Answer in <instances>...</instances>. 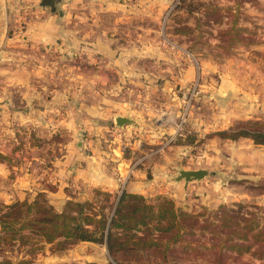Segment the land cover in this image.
Segmentation results:
<instances>
[{"label":"rangeland","instance_id":"374dc122","mask_svg":"<svg viewBox=\"0 0 264 264\" xmlns=\"http://www.w3.org/2000/svg\"><path fill=\"white\" fill-rule=\"evenodd\" d=\"M101 4L117 10L118 30L111 35L113 40L126 51L135 49L137 55L128 62L138 74L137 79L121 82L120 87L137 113L124 116L135 122L123 127L116 126L114 118L110 122V133L118 139L109 144V149L122 152L120 163H108L117 186H97L83 197L77 196V186H69L70 197L58 202L42 191L54 188L51 161L71 139H67L63 127L46 131L20 124L18 114L25 109V90L19 88V80L8 76L25 52L19 38L21 9L27 0H0V202L33 201L41 193L56 211H61L67 200H73L91 202L94 210L110 214L124 189L142 195L151 204L167 198L178 211L193 214L237 202L264 211V144L251 137L232 139L230 135L246 121L264 129V0H81L77 7L90 10ZM45 54L33 50L27 56L36 59ZM67 70L65 66L55 70L59 83L67 79ZM44 98L49 96L44 94ZM129 126L137 128L136 133L124 134L123 129ZM139 130L158 140L149 144L143 139L139 141L141 147L132 146L128 140H137L133 138ZM85 133L83 129L78 131L79 136ZM213 139L216 141L211 143ZM78 141L82 146L83 139H77L76 146ZM149 149L154 153L152 159L142 164V156ZM152 162L160 167L152 170ZM136 168L145 169L153 181L150 194L129 188ZM197 168L207 169L208 175L186 185L183 180L174 181L179 169ZM118 177L124 179L123 186ZM181 218L179 214L181 229L171 249L159 252L153 245H129L118 249L116 258L122 264L208 261L209 249L182 248L181 243L190 241L195 246L203 236L199 235L198 225L187 233ZM154 220L149 221L148 229L139 225L132 229L116 227L114 236L131 242L141 237L153 239L162 233L151 226ZM171 234L162 233L163 239ZM83 242L60 250L45 243L34 254H25L15 242L11 246L3 244L0 261L4 257L12 261L24 257L31 259L29 264H100L75 253H91L103 247L107 261L102 264H118L104 243L88 241L92 243L79 247ZM259 263L248 253L224 257V264Z\"/></svg>","mask_w":264,"mask_h":264},{"label":"crops","instance_id":"0c3cea01","mask_svg":"<svg viewBox=\"0 0 264 264\" xmlns=\"http://www.w3.org/2000/svg\"><path fill=\"white\" fill-rule=\"evenodd\" d=\"M39 1L27 0V5L21 9L23 23L19 41L25 52L21 53L19 66L9 71L8 78L19 80V88L25 90L22 91L25 109L18 114L23 127L46 131L59 127L67 129V139L71 142H67L66 149L50 165L55 186L42 190L58 202L70 197L69 186L79 188V197L97 186L111 189L117 186L108 163L110 160L120 163L122 152L109 149V144L118 139L110 133V122L116 115L137 114L120 89L121 82L137 79L138 74L128 64L130 57L137 55L135 49L126 51L118 47L111 36L118 30L116 9L101 4L102 7L86 10L77 7L81 0H69L52 11L49 7L39 6ZM33 50L47 56L36 59L27 56ZM63 66L69 68L65 74L68 77L64 83H59V75L54 73ZM44 94L49 98H44ZM79 129L85 130V135L79 136ZM123 130L124 134H130L131 131L136 133L137 128L129 126ZM77 139H83L81 147L76 146ZM123 139L128 138L123 136ZM133 139L137 140L128 141L137 147H141L139 141L143 139L149 144L158 140L140 130ZM215 141L210 140L211 143ZM152 151L144 152L142 164L149 163L154 154ZM158 167L160 165L154 163L151 169L157 170ZM132 174L129 188L150 194L154 183L147 177L145 169L136 168ZM88 243L92 242L85 241L79 247ZM97 248L91 253L75 254L85 260L105 263L106 249Z\"/></svg>","mask_w":264,"mask_h":264},{"label":"trees","instance_id":"16d2710c","mask_svg":"<svg viewBox=\"0 0 264 264\" xmlns=\"http://www.w3.org/2000/svg\"><path fill=\"white\" fill-rule=\"evenodd\" d=\"M253 124L255 122L242 123L234 133H230L231 138L251 137L254 142L264 144V129ZM248 206L241 202L233 206L223 204L215 210L205 209L193 214L178 211L173 201L167 198L151 204L142 195L123 189L110 214L94 210L91 202L73 200H67L63 209L56 211L40 193L33 201L0 202V249L3 244L11 246L15 242L25 254H34L45 243L60 250L79 241H92L104 243L111 259L122 264L116 253L129 245H153L159 252L171 249L181 229L177 220L180 214L182 218L179 221H185L182 226L187 233H192L198 225L199 235L203 236L195 246L190 241L181 243V246L185 250L209 249L210 259L203 264H224L226 255L238 257L246 253L259 260V264H264V211L255 205L251 209ZM153 218L151 226L154 229L172 234L166 239L161 233L153 239L141 237L133 242L114 236L113 229L119 226L132 229L139 225L148 229ZM205 258L208 259L207 252ZM30 261L24 257L17 261L4 257L0 264H29ZM107 264L113 263L108 261Z\"/></svg>","mask_w":264,"mask_h":264},{"label":"water","instance_id":"95a60500","mask_svg":"<svg viewBox=\"0 0 264 264\" xmlns=\"http://www.w3.org/2000/svg\"><path fill=\"white\" fill-rule=\"evenodd\" d=\"M67 0H40L39 6L49 7L52 11H55L59 8L60 4L66 2ZM135 121L129 117L116 115L114 117V123L118 127H123L125 124H131ZM83 134V133H82ZM77 146L81 147V141L77 142ZM208 170L205 168L197 169H179L178 174L173 178L174 181L183 180L186 185L189 181L200 180L208 175Z\"/></svg>","mask_w":264,"mask_h":264},{"label":"built area","instance_id":"2783aa9c","mask_svg":"<svg viewBox=\"0 0 264 264\" xmlns=\"http://www.w3.org/2000/svg\"><path fill=\"white\" fill-rule=\"evenodd\" d=\"M123 147H125V145H123ZM118 180L120 181L121 185L123 186V184H124V179L121 178V177H120V178L118 177Z\"/></svg>","mask_w":264,"mask_h":264}]
</instances>
